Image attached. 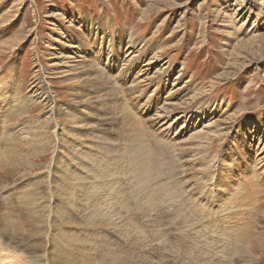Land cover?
Wrapping results in <instances>:
<instances>
[{
  "label": "rangeland",
  "instance_id": "rangeland-1",
  "mask_svg": "<svg viewBox=\"0 0 264 264\" xmlns=\"http://www.w3.org/2000/svg\"><path fill=\"white\" fill-rule=\"evenodd\" d=\"M128 40L132 41L135 44V47L141 49V54L137 56L138 59L152 57V52L156 53V55L160 57L161 60L159 63H156L152 71H154L156 68H160L163 63L166 64L163 65V68L164 70H167V77H164L162 72H159L160 74L158 75V78L163 79L160 84L165 86L166 89L164 92L159 94L158 98H162L161 95L163 97L166 96V93L171 89L170 85L176 76L181 77L182 81L179 85L180 87L184 86L186 81L188 82V85H186V91L188 93L195 92L196 90H206L205 95L201 98V102L210 103L212 101L211 106H216L214 108H209L208 106L203 108L201 106V108L205 109L207 112H205V114L200 118L199 122H196L197 127L201 124H207L210 121L215 122L213 124V127L215 128L222 120L224 115L234 113L230 120V131L225 132L219 140H215L210 146L209 150L201 153L207 158V160L212 161L213 175L218 176L219 174L224 175L225 173H228L229 171H226L228 166L231 165L232 160L237 157L244 155L243 157L249 160L252 158V156H254L253 151L255 150L257 141L262 144L264 143V0H0V84L3 86L10 85L11 88H13V98L11 96H9L11 98L8 97L10 101L22 98H24L26 101L35 100L36 96L32 93L33 91H31L30 87L32 82L43 83L42 86L40 85L39 90H48L51 98L53 99L51 105L36 104L34 112L31 113L29 117H26L24 120L19 122H27L26 127L29 128V134L31 136L38 134L39 137L37 144L42 145L45 148L46 158L42 159L41 161L34 160V164L32 163V165L35 167L36 163V168L33 169L35 171L29 173L30 170L28 169L21 170L19 173V175H23L21 177H19L17 174L15 175L17 171L14 173L13 171L0 173V181L5 182L4 184H0V230H2L0 232V239L4 237L3 240L6 243V245L3 244L2 246L3 251H0V264H45L46 262V264H70L71 258L75 257L77 253H87V251L89 252L91 249L92 250L89 253L97 257L99 254H110L111 256L118 255L119 257L130 256L132 254L133 259L131 264H264V241L261 240L259 242L261 244L257 243L258 245L253 244L259 238L257 237V239H255L256 231L259 233L261 231L264 236V218H261V215L264 213V191L262 188L257 189L259 193L256 191L255 193L253 192L252 195H246V193L245 195L241 194L244 197L246 196V198L244 199L242 196H240V204H238L237 207L228 206V209H225L226 212L224 209H222L224 213L222 210L221 212H218L219 208L216 207L218 203H214L212 205L207 201H201V204L207 202L208 206L212 208L215 218L218 215L220 216L222 213H226V215L227 213H230L234 216V222H236L239 226L232 227V225L229 223L231 232L234 233V236L230 239L231 242L229 243L222 235L217 233V229L213 226L212 221L209 220L210 216L203 218L205 223L208 222V224H211L209 225L212 231V234L210 235L206 233H195L198 230H192L190 235L186 234L187 236H178L176 232L169 230L168 226L166 225V213L164 212L167 208L164 205H162L163 208L161 206V202L164 201V199L161 200V198H164V194L167 190L166 183L168 181V172H171L170 175L175 181H180L179 183L182 188L188 187V189H190L194 182L193 173L195 170H193L194 172L192 173V171L187 168V172L183 171L182 173L181 170H178L180 169V166L177 163L180 162V164H182V160L184 159L186 161V165L194 167V165H192L194 162H196V164H203V159L191 162V157L196 156L194 154L197 152L190 149V146H192L194 142H187L185 144L187 149L184 150L180 157L179 153L176 152L177 150H172L173 148H171L170 144H168L166 141L167 137L165 138V135L162 136V134L159 133L160 130L158 129V125L152 122L151 119H148L152 116L154 110H156V106L159 104L155 101L153 104H151V106H149L150 108L148 107L149 109H147V106L152 100L148 97L152 93V88H150L149 91L144 94V98L142 96L137 102L136 99L131 100L129 98L126 90H128L129 83L138 68L132 71L129 66L123 67L121 65L123 63L121 60L125 52L124 49ZM12 44H14V46ZM99 45L102 47L112 46V49L118 57L117 59L113 60L115 61V64L112 68L109 67L108 62L106 67L108 71L105 72L102 69L105 68V65L108 61L107 56L104 54L97 60L94 58L95 55H97ZM74 46L78 47L73 48ZM66 55H71L73 58L75 57L74 60H70L71 64L76 62L82 64L90 62L94 63V65L96 64V69L98 71H103L101 75L105 87L91 85L95 88H90L89 85L84 82V78L80 77V74L76 76L72 73V75L66 74V72L64 73V64L69 62L64 58L67 57ZM143 62L144 61L141 63ZM52 63H54L53 66H51ZM59 64L62 65L63 68ZM75 69L76 70L74 73L80 72L79 68L77 69L76 67ZM115 74H122V77H126L124 80V85L119 83V92L122 93L120 100L121 103L125 105V108H127V110L131 113L132 119H134L135 123L138 125V127H140L139 129L137 125H135L137 128L134 126L136 130L134 131L133 139H136V142L140 141L139 144L141 146L135 141H132L133 144L127 143L128 139L124 141L127 143V146L128 144L134 146L129 147L128 152H130V150L133 148V150L130 152V155L133 153V156H136L135 159H137V154H140L139 156H142L141 160L144 162V165H147L145 170L147 172L146 177L147 180H149V178L151 179L149 182L147 181L144 189L143 186H140L141 188H139V185L134 186L138 188L133 189L134 187L129 185L131 182L130 174L134 175L133 162L135 161H132V159H135L132 155H129L130 159L129 157L124 158L121 156L123 154L119 150L120 148H123L122 146H118L123 142V138L121 137L122 134L120 132L121 124L120 122H115V117L116 114L119 115L120 109L114 106L111 107L110 102L113 100L114 94L112 90L108 88V81L112 80V77H114ZM74 77L76 78L75 82L72 80ZM177 81L178 80L175 82ZM137 93L138 91H132L131 95L134 96L137 95ZM178 99L179 98H175L174 101L180 103L182 100ZM131 110L133 112H131ZM238 110L239 112H237ZM235 113L238 114L234 118ZM174 117L175 114H172L171 119ZM3 122L4 119L2 116L0 118V130L2 127L5 130L8 128L12 129L17 124H19L16 121L15 123L12 122L10 123L11 125L9 124L6 129ZM147 124L149 126H147ZM254 126L259 128L256 136L255 134L251 133L252 128H255ZM142 128H144L146 132L144 129L142 130ZM113 131L118 134H115ZM174 131L175 130H172L173 133ZM189 131L190 130H188V134H185L182 139H187L188 135L191 133ZM139 132L141 134H139ZM142 132H144V134H142ZM88 134H92V139H94V136H96V138L99 137V141L96 138L94 141L90 140L91 137H88L90 136ZM138 135H140V137ZM252 135L254 136L253 138ZM144 136H148V140L145 139V141L143 139ZM83 142L87 145V147H90L89 149L91 150L95 145H97L96 147H100L98 146L99 144L101 145V149L94 147L96 159L92 160L95 161L92 163L99 164L100 162L101 164V162H103L105 165H93L95 173H92V171L89 170H83V168H76V165L74 163H70L68 158L65 157L68 154L67 151H70L75 146H79L78 150H84L83 147L86 146L80 145ZM144 142H146V144L148 143V146ZM178 142L179 140L175 143L178 145ZM144 144L146 146H144ZM154 144H156V146ZM158 144H160L161 147ZM135 145L139 147H136ZM54 148L55 150L53 151ZM113 148H117V150ZM56 150L58 152H55ZM169 150L170 153H167ZM20 152L24 155L26 154L23 144ZM107 152H109L110 155ZM153 152L155 154H153ZM172 152H176L175 155L177 154L176 156H179L178 159L181 161L178 162V159H176L177 157ZM104 153L106 154L108 160H106V156L104 157ZM113 153H115V155H113ZM2 154L4 155L8 153L7 151L3 150ZM149 155H151V157ZM152 155H154L153 158ZM6 156H12V154ZM88 156L90 155L85 157L86 160H89V158L92 159L91 156ZM212 156L213 159H211ZM28 157H30V155ZM111 157H113V159H111ZM121 157H123L125 160H123ZM129 160L132 161V163ZM153 160H155V162L157 160V163H155ZM127 161L131 163L130 164L128 162L130 167L128 166ZM145 161H148V163H145ZM40 163H44L43 165L46 166V168ZM153 163H155L156 166ZM11 165L12 164L3 165V167L5 168L8 166L6 168H9ZM47 166L49 167L48 170ZM158 166L159 169H157ZM73 167L75 168L73 169ZM98 167L102 168V175H107L105 185H107L109 182H111L110 184L113 183L112 186L115 187L113 189L117 195L116 198L109 195H103V189H105L104 182L101 180V177L103 176L100 178L95 177L96 173H99L100 171ZM104 168H107V170ZM151 168H153L154 171H152L153 169ZM72 169L77 170L81 176H84L81 177L83 178V183L81 182V179L73 180V176L69 174V172L71 173ZM49 170H51V177L47 172ZM62 170H65L64 173ZM81 170L86 172L83 174ZM102 171L106 172L103 173ZM111 171H116V175L113 176L112 174L107 173ZM52 172H54L53 175L55 176L52 175ZM36 173L38 174L35 175ZM118 174L122 175L119 176ZM183 174H185V176ZM161 175L164 177V179ZM46 176L50 178L47 179ZM89 176L91 177L89 178ZM92 176L95 178V180L92 178ZM112 176L116 179L113 178L111 180ZM70 177H72V179ZM85 177H87L89 180ZM196 177L197 176L195 175V178ZM122 178L124 179V182ZM179 178H183V181H181ZM6 179L7 182L5 181ZM37 179L38 181H35ZM84 179L88 182L90 181V184L93 180L92 184L97 183L96 185L99 186L98 191L100 193L98 192L99 195L93 196L92 199L94 202L90 203L91 205L83 203V200L86 199H84L85 196L82 197L83 192H85L84 195L91 194V185L85 186V190L80 189V185L79 187L76 185L88 183ZM153 179L157 182H153ZM58 181L62 182L59 183ZM211 181L212 180H210V182L208 181L207 184L210 185L213 183ZM36 182L38 183L37 185ZM39 182L41 185H39ZM99 182L102 184L100 185ZM131 183L133 184L134 182ZM47 184L51 186L47 187ZM117 184L120 187L116 186ZM158 184L162 186H159ZM2 185L4 190H2ZM62 185L64 186L61 187ZM152 185L154 190L151 188ZM57 186L59 187L60 191L66 190L64 192H60ZM147 186L151 190L147 189ZM154 186L156 187V190ZM69 187L73 192H68ZM48 188L50 189L48 190ZM77 189L80 190L78 193L81 195L77 193ZM146 189L149 190V198H152L150 199V204H147L153 206L155 204L154 202H156L154 206H160L155 210L152 209L151 211L153 212H149L150 217H147L148 221L144 219L140 221V216L142 215L135 212V206L133 207V204L134 202L137 203L139 198H142L143 196L146 197V195H148ZM160 189L161 191H159ZM162 189H164V192ZM132 190H134L135 193ZM144 190L147 193L146 195L143 194ZM203 190V193L208 191L207 188H204ZM28 191L30 193H28ZM36 191H38L37 194ZM130 191L133 192L132 194L134 197L133 195H130ZM152 191L155 193V195ZM212 191L213 195L214 191H216V188H212ZM68 193L70 195H72L71 193L75 194V199L78 197L77 201H73L74 204H68V202H66V198H70ZM209 194L210 192H208L207 195ZM36 195L37 198L34 197ZM123 195H125L124 197L127 196L128 198L126 197L124 199ZM194 195L200 197V190L194 189L190 193V198H193ZM98 196L100 198H98ZM159 196L160 198H158ZM2 197L4 199L6 198V200H4ZM50 197L52 200H50ZM59 197H62L63 199H60ZM131 197L133 200H135L133 201ZM31 198L32 200L36 198L35 204V199L31 203ZM242 198L244 200H242ZM103 199H107L108 201ZM246 200H248V202ZM243 201H246V203ZM125 202H127L128 205H126ZM142 202L143 200H141V203ZM39 204L41 205L39 206ZM103 204L104 206H102V208H106L113 217L101 215V213L103 214V211L100 208V205ZM129 204H131L132 207L131 205L129 206ZM97 205L101 210L97 207ZM28 206L31 207L29 208ZM107 206L108 208L110 207V209H108ZM35 207L36 210H39L35 211ZM230 207L232 209H230ZM75 208H78V211L75 210ZM55 209L58 210L57 214L61 213L62 216L61 214L57 215L55 213L57 212ZM61 210L65 212L62 213ZM49 211L51 213L48 215L47 213H49ZM68 212L70 214H68ZM53 213H55L56 216H54ZM93 213L95 214L92 215ZM213 213L211 212V215ZM64 214L65 216H63ZM237 214H240V216ZM87 215H89L92 220ZM82 216L83 219H81ZM214 216L212 215V217ZM47 217H49V219H46ZM86 217H89L90 219L88 220ZM94 217H96V219ZM57 218L59 219V222H57ZM85 218L88 220V222L85 220ZM70 219H74L75 222L74 220L70 221ZM244 220L245 222L243 224ZM100 221H104V223H101ZM122 221L123 223H121ZM259 221L260 223H258ZM71 222L72 224H70ZM216 223L222 225L221 228L230 234L227 227L222 224V222L218 221ZM55 224L59 225L57 226ZM90 224H93L94 226ZM119 224L123 225L119 226ZM250 224H252L253 227ZM256 224L258 227L255 226ZM103 225L104 229L102 228ZM105 225L107 226L106 228ZM132 225L133 227L131 228ZM59 226L62 228L60 227L61 229L58 230ZM122 226L124 229H122ZM204 227L205 228L203 230H208L206 225ZM244 227L247 230L244 229ZM100 229L104 230L105 232L101 231ZM46 230H48V234ZM135 230L138 233H136ZM66 232H68L66 234L67 236L72 235L71 238L70 236L67 238L65 235ZM242 232L243 234H241ZM56 233L58 236H56ZM51 235L52 237H50ZM75 237H77L76 240ZM92 237L93 240L91 239ZM63 238L70 243L65 241ZM49 240L54 241V243L51 242L52 246L51 243H49ZM221 240H223V244ZM60 242L61 244H59ZM83 243L84 247H82ZM244 243L246 244V249L249 251V254L244 249ZM20 245L22 249L20 247L18 250ZM79 246L82 249L84 248V250H82ZM79 250L82 251L79 253ZM99 251L101 252L97 253ZM235 251H237L236 254L234 253ZM22 253H27V256L23 255ZM29 255L30 257L32 256V258H30ZM25 256L27 258H25ZM34 258L36 259L34 260ZM25 259H29L30 262ZM104 259V261H107L109 257ZM127 264H129V262H127Z\"/></svg>",
  "mask_w": 264,
  "mask_h": 264
},
{
  "label": "bare ground",
  "instance_id": "bare-ground-1",
  "mask_svg": "<svg viewBox=\"0 0 264 264\" xmlns=\"http://www.w3.org/2000/svg\"><path fill=\"white\" fill-rule=\"evenodd\" d=\"M13 46H14V44H12ZM73 46V45H72ZM94 46V45H93ZM115 46V45H114ZM76 47H78V46H74L73 48H76ZM72 48V47H71ZM124 55H123V58H122V66L124 67V66H129V68L132 70V71H134L135 69H137L138 68V70L136 71V73L134 74V76L132 77V80L130 81V83H129V86H128V90H126L127 91V93H128V96H129V98L132 100H134V99H136V102L139 100V98H141L142 96H143V98H144V94L145 93H147L148 91H149V89L150 88H152L153 90H152V93L148 96L149 98H151L152 100H151V103L147 106V109H149L150 107L149 106H151V104H153L155 101H156V103L158 102L159 104L156 106V110H154V113L152 114V116L150 117V118H148L149 120L151 119V121L152 122H154V123H156L157 125H158V129L160 130L159 131V133H161L162 134V136L163 135H165L164 137L166 138V141L168 142V144H170V146H171V148H173L172 150H177L176 152H178L179 153V155H180V157H181V154H183V152H184V150L185 149H187V147L185 146V144L187 143V142H194V144L192 145V146H190V149H192V150H195V151H197L194 155H196V156H192L191 157V162L193 161H195V160H199V159H203V164H199V163H197L196 164V162H194L192 165H194V167H190V166H188V165H186V161L183 159L182 160V164H180V162L179 161H181V160H179L178 158H179V156L177 157L176 155H175V153H173L177 158L176 159H178V162L179 163H177V164H179V166H180V169H178V170H181L182 171V173H183V171H185V172H187V168L190 170V171H192V173L194 172L193 170H195V172L193 173V177H194V182H193V186L191 185V188L190 189H188V187H185V188H182L181 187V185H180V181L178 182V181H175L173 178H172V176L170 175V171L168 172V178H167V190H166V192H165V194H164V198H161V200L162 199H164V201H162L161 203V206L162 205H164L167 209H165V213H166V225L168 226V228H169V230H171V231H173V232H176V234H178V236L179 235H182V236H187L186 234H188V235H190V233H191V231L193 230V231H196V230H198V231H196L195 233H206V234H212V231H211V229H210V227H209V225H211V224H208V222H206L205 223V221H204V219L203 218H205V217H207V216H210L209 218V220H211L212 221V224H213V226L217 229V233H219L220 235H222L224 238H225V240L229 243V242H231V238L234 236V233H232L231 232V227H230V225H229V223L232 225V227H235V226H239L236 222H234L235 220L233 219L234 218V216L233 215H231L230 213L228 214L227 213V215H226V213L225 214H223L224 212H223V210L222 209H224V211H225V209H228V206H233V207H237V205L238 204H240L239 202H241V198H240V196H242L244 199L246 198V196L244 197L243 195H241V194H244L245 195V193H246V195L247 194H249V195H252L253 194V192L255 193L256 191H257V189L259 188V189H263V191H264V143L262 144V143H260L259 141H257V145H256V147H255V150L253 151V154H254V156H252V158H250L249 160H247L245 157H243L244 155H242V156H240V157H237V158H235V159H233L232 160V162H231V165H229L228 166V169L226 170V171H229L228 173H225L224 175H221V174H219L218 176H216V175H213L212 174V161L211 160H207V158L206 157H204L201 153H204V152H206V150H209L210 149V146L212 145V143L215 141V140H219L220 138H221V136L225 133V132H228V131H230V129H231V126H230V120H231V118H232V116L234 115V113L233 114H228V115H224V117L222 118V120L219 122V124L214 128L213 127V124L215 123V122H208L207 124H201V125H199L198 127H197V125H196V122L198 121L199 122V120H200V118L205 114V112H207V111H205V109H202L201 108V106L203 107V108H206L207 106L209 107V108H214L216 105H214V106H211V103H212V101L210 102V103H203V102H201V98L205 95V93H206V90H201V91H199V90H196L195 92H190V93H188L187 91H186V89H187V87H186V85H188V82L186 81L185 83V85L184 86H182V87H180L179 85L181 84V77H179V76H176V77H174V80H173V82H172V84L170 85L171 87V89L169 90V91H167V93H166V96L165 97H163L162 95H161V97L162 98H158L159 97V94H161L162 92H164L165 91V89H166V87L165 86H162L160 83L163 81V79L162 78H158L159 76V72H162V75H164V77H167V70H164V66L163 65H166V64H162L161 66H160V68H156L154 71H152L153 70V68L155 67V65H156V63H159V61L161 60L160 59V57L158 56V55H156V53H153L152 52V57H149V58H147V57H144V58H142V59H138V55L139 54H141V49H139L138 47H135V44L132 42V41H127L126 42V47H125V49H124ZM106 55L107 56V63H106V65H105V68L104 69H102L104 72L105 71H108V69H106V67H107V64H108V62H109V67H113L114 66V64H115V61H113L114 59H117L118 57H117V54L114 52V50L112 49V46H105V47H102L101 45H99L98 46V51H97V55H95V59L97 60V59H99L102 55ZM158 54V53H157ZM67 57H64L65 59H67L69 62H66L65 64H64V67H65V69H64V73L66 72V74H74V75H78V74H80V77H82V78H84L83 80H84V82L85 83H87V85H89V87L90 88H95V87H92L91 85H95V86H97V87H105L104 86V81H103V79H102V72L103 71H98L97 69H96V64L94 65V63H90V62H88V63H86V64H82V63H73V64H71V61L70 60H74L75 59V57L73 58V56H71V55H66ZM112 59V60H111ZM142 61H144L143 63H141ZM63 62H65V61H63ZM74 62V61H73ZM58 64V63H57ZM54 65V63H52V65L51 66H53ZM60 65V64H59ZM93 65H94V67H93ZM61 67H62V65H60ZM67 66H69V67H67ZM77 67V69L79 68V70H80V72L79 73H74L75 72V68ZM63 68V67H62ZM68 69V70H67ZM61 70V69H60ZM63 70V69H62ZM40 72V71H39ZM71 74V75H72ZM81 75H83V76H81ZM122 75V74H121ZM120 74H115L114 75V77H112V80H109L108 81V84H109V87L108 88H110L111 90H112V92H113V94H114V98H113V100L110 102V105H111V107L112 106H114V107H118L119 109H120V111H119V115L118 114H116V117H115V122L117 123V122H120V126H121V128H120V132H121V134H122V138H123V142L122 143H120L118 146H122L123 148L121 149H119L120 151H121V153L123 154V155H121V156H123L124 158H126V157H129V155H130V152L133 150V148H132V150H130V152H128L129 151V147L131 146H133V145H129L128 144V146H127V143H131V144H133V142L132 141H135L136 142V139H133V135H134V131L136 130L135 128H134V126L135 125H137L136 123H135V121H134V119H132V116H131V113L127 110V108H125V105H123L122 103H121V97H122V93H120L119 91V88H120V85H119V83H121L122 85H124V80L126 79V77H122ZM179 78V79H178ZM75 77L74 78H72V80H74V82H75ZM158 79V80H157ZM176 80H178L177 82H175ZM91 81V82H90ZM156 81V82H155ZM90 82V83H89ZM36 82H32L31 83V91H33L32 93L33 94H35V96H36V98H35V100H33V101H26L24 98H22V99H18V100H9V98H11L12 97V95H13V88H11V86L10 85H7V86H3V85H1L0 84V118L3 116V119H4V122H3V124H4V126L6 127V129H7V126L10 124V123H12V122H14L15 123V121L17 122V123H19V122H21L22 120H24L26 117H29V115L31 114V113H33L34 112V109L36 108V104H39V105H41V104H43V105H51L52 104V98H51V96H50V93L48 92V90L47 91H40L39 89H40V85L42 86V84L43 83H40V82H37L36 84H35ZM86 85V86H87ZM96 87V88H97ZM126 89V88H125ZM132 91H138V93H137V95H134V96H132L131 94H132ZM30 92V91H29ZM123 92V91H122ZM126 93V92H125ZM126 93V94H127ZM156 95H158V96H156ZM6 96H7V98H6ZM9 96H11V97H9ZM124 96H125V94H124ZM123 96V97H124ZM154 96H156V97H154ZM9 97V98H8ZM13 98V97H12ZM164 98V99H163ZM175 98H179L178 100H182L180 103H177V102H175L174 100H175ZM123 99V98H122ZM125 99V98H124ZM163 99V100H162ZM124 101V100H123ZM44 102V103H43ZM135 102V103H136ZM128 103V102H127ZM42 105V106H43ZM130 106V105H129ZM127 107V106H126ZM149 107V108H148ZM129 109V108H128ZM145 109V108H144ZM147 109H145V110H147ZM7 110V111H6ZM239 110H241V109H239ZM239 110L237 111V112H239ZM131 112H133L132 110H131ZM172 114H175V117L173 118V119H171V115ZM237 114L238 113H235V116H234V118L237 116ZM109 115H110V113H109ZM221 116V115H220ZM140 118V117H139ZM110 119H112V118H110ZM109 119V120H110ZM143 119V118H142ZM148 119H147V121H148ZM108 120V119H107ZM107 120H106V122H107ZM27 121V120H26ZM112 121V120H111ZM139 121V120H138ZM138 121H137V123H138ZM143 121V120H142ZM150 122V121H149ZM26 123L27 122H25V123H19V124H17L14 128H12V129H7V130H5L3 127H2V129L0 130V173H5V172H9V171H13V173L15 172V171H17L16 173H15V175L17 174V175H19V173L21 172V170H24V169H28V170H30V172L29 173H32V171L34 172L35 170H33V169H35L36 168V163H35V167L32 165V163H33V161L34 160H37V161H41L42 159H44V158H46V150H45V148L42 146V145H38L37 144V142H38V134H34L33 136H31L30 134H29V128H27L26 127ZM111 123V122H110ZM114 123V122H113ZM141 123H144V122H141ZM151 124V123H150ZM178 124H180V125H178ZM11 125V124H10ZM105 125V124H104ZM110 125V124H109ZM114 125V124H113ZM116 125V124H115ZM144 125V124H143ZM146 125V124H145ZM147 126H149L148 124H147ZM113 127V126H112ZM136 127V126H135ZM137 127H138V125H137ZM136 127V128H137ZM143 127V126H142ZM255 128H252V130H251V133H253V134H255V136L257 135V133H258V127H256V126H254ZM114 128V127H113ZM139 129H140V127H138ZM144 128H145V126H144ZM144 128H142V130L144 129ZM148 128V127H147ZM157 128V127H156ZM174 128V129H173ZM102 129V128H101ZM104 129V128H103ZM112 129V128H111ZM93 130V129H92ZM91 130V131H92ZM116 130V129H115ZM118 130V129H117ZM145 130V129H144ZM148 130V129H147ZM150 130V129H149ZM172 130H175L174 131V133L172 132ZM188 130H190L189 132H191L189 135H188V137H187V139H182L183 137H184V135L185 134H188ZM90 131V132H91ZM94 131V130H93ZM105 131V130H104ZM139 131H141V130H139ZM155 131V130H154ZM153 131V132H154ZM114 132V131H113ZM119 132V131H118ZM145 132H146V130H145ZM147 132H149V131H147ZM115 133V132H114ZM138 133V132H137ZM99 134V133H98ZM115 134H118V133H115ZM139 134H141L140 132H139ZM142 134H144V132H142ZM153 134V133H152ZM88 135H90V134H88ZM118 136V135H117ZM137 136V135H136ZM139 137H140V135H138ZM143 136V135H142ZM142 136H141V138H142ZM88 137H91V139L90 140H93L94 141V139L96 138V136H94V139H92V134L90 135V136H88ZM101 137V136H100ZM148 137V136H147ZM147 137L146 136H144V140L145 139H147ZM254 136L252 135V138H253ZM106 138V137H105ZM111 138V137H110ZM140 138V139H141ZM97 140L99 139V137L98 138H96ZM95 139V140H96ZM103 139V138H102ZM126 139H128V142L126 143L124 140H126ZM131 141H130V140ZM159 139V138H158ZM148 140V139H147ZM179 140V142H178V145L175 143V142H177ZM86 141H89V140H86ZM93 141H92V144H93ZM99 141V140H98ZM102 141V140H101ZM121 141V140H120ZM146 141V140H145ZM91 142V141H90ZM110 142V141H109ZM140 142V141H139ZM139 142H136V143H138L139 144ZM143 142V141H142ZM153 142H154V140H153ZM160 142V141H159ZM89 143V142H88ZM98 143V142H97ZM96 143V144H97ZM101 143V142H100ZM110 143H112V142H110ZM118 143V142H117ZM145 144H146V142H144ZM150 143V142H149ZM155 143V142H154ZM22 144H23V147H24V150L26 151V154L24 155V154H22L21 152H20V149H22ZM104 144V143H103ZM106 144H108V143H106ZM116 144V143H115ZM144 144V146H148V143L145 145ZM166 144V143H165ZM80 145H83V146H86V147H83V149L84 150H78L79 148V146H75L73 149H71L70 151H67V153L66 152H64V153H66L67 154V156H65L66 158H68V160H69V162L70 163H74L75 165H76V168H78V169H81V168H83V170H89V171H92V173L94 172L95 173V169H94V166L93 165H97V164H95V163H92V162H95V161H92V160H95L96 158V154H95V149H94V147H96L97 145H95L94 147H93V149L91 150V149H89L90 147H87V145L86 144H84V142L82 143V144H80ZM91 145V144H90ZM89 145V146H90ZM109 145V144H108ZM124 145V146H123ZM126 145V146H125ZM140 145V144H139ZM155 146H156V144H154ZM158 145H160V144H158ZM157 145V146H158ZM98 146H100L101 147V145L99 144ZM136 146V145H135ZM141 146V145H140ZM100 147H96V148H100ZM107 147V146H106ZM134 147V146H133ZM136 147H139V146H136ZM160 147H161V145H160ZM163 147V146H162ZM81 148V147H80ZM146 148H148V147H146ZM101 149V148H100ZM113 149H116L117 150V148H113ZM135 149H137V148H135ZM139 149V148H138ZM142 149V148H141ZM170 149V148H169ZM3 150L4 151H7V153L8 154H2L3 153ZM55 150V148L53 149V151ZM97 150V149H96ZM107 150H108V148H107ZM143 150V149H142ZM158 150V149H157ZM165 150V149H164ZM171 150V151H172ZM102 151V150H101ZM138 151V150H137ZM147 151V150H146ZM145 151V152H146ZM10 152H12V153H10ZM55 152H58L57 150L55 151ZM55 152H54V154H55ZM114 152V151H113ZM134 152V151H133ZM149 152V151H148ZM158 152V151H157ZM160 152V151H159ZM163 152V151H162ZM97 153V152H96ZM101 153V152H100ZM100 153H99V156H100ZM103 153V152H102ZM106 153V152H105ZM104 153V157L106 156V154ZM107 153H109V152H107ZM142 153V152H141ZM164 153V152H163ZM167 153H170V150H169V152L167 151ZM9 154H12V156H6V155H9ZM112 154V153H111ZM135 154H136V152H135ZM145 154V153H144ZM153 154H155L154 152H153ZM159 154V153H158ZM30 155V157H28ZM52 155V154H51ZM87 155H90L91 157H92V159L91 158H89V160H86V156ZM109 155H110V153H109ZM113 155H115V153H113ZM132 156H133V153L131 154ZM130 155V156H131ZM140 155V154H139ZM138 154H137V159H135L136 158V156H133V158L135 159V160H133L132 159V161H135V162H133V168H134V175H132V174H130L131 175V182H134L132 185L129 183V185L130 186H137V185H139V188H141L142 186H143V189L145 188V185H146V183H147V181L149 182V180L151 179V178H149V180H147V175H146V166L147 165H144V162L141 160V157L139 156ZM142 155H143V153H142ZM146 155V154H145ZM161 155V154H160ZM167 155V154H166ZM215 155V154H214ZM213 155V156H214ZM3 156V157H2ZM90 156H88V157H90ZM150 157H151V155H149ZM153 156L154 155H152V158H153ZM213 156H212V158L211 159H213ZM28 157V158H27ZM108 157H110V156H108ZM123 157H121L122 159H123ZM147 157V156H146ZM158 158H160L159 156H157ZM156 157V158H157ZM183 157V156H182ZM116 158V157H115ZM114 158V159H115ZM121 158H120V161H121ZM132 158V157H131ZM156 158H154V159H156ZM168 158V157H167ZM172 158H173V156H172ZM171 158V159H172ZM88 159V158H87ZM111 159H113V157H111ZM129 159H130V157H129ZM147 159V158H146ZM145 159V160H146ZM64 160V159H63ZM101 160V159H100ZM100 160H98V161H100ZM106 160H108V158H107V156H106ZM110 160V159H109ZM123 160H125V159H123ZM143 160H144V158H143ZM164 160H165V158H164ZM239 160V161H238ZM115 161V160H114ZM130 161V160H129ZM129 161H127V164H128V162ZM132 161H130L131 163H132ZM154 162H155V160H153ZM167 161V160H166ZM170 161V160H169ZM238 161V162H237ZM23 162V163H22ZM62 162V161H61ZM87 162V163H86ZM116 162H119V161H116ZM129 162V163H130ZM148 163V161H145V163ZM164 162V161H163ZM162 162V163H163ZM119 163H121V162H119ZM130 163V164H131ZM155 163H157V160H156V162ZM155 163H153V164H155ZM159 163V162H158ZM165 163V162H164ZM9 164H12L9 168H6V167H8V166H6L5 168L3 167V165H9ZM34 164V163H33ZM41 164V163H40ZM44 164V163H43ZM43 164H41V165H43ZM99 164H100V162H99ZM98 164V165H99ZM101 164H103V162H101ZM100 164V165H101ZM115 164V163H114ZM126 164V163H125ZM130 164H128V166L130 167ZM58 165V164H57ZM62 165V164H61ZM68 165V164H67ZM97 165V166H98ZM99 165V166H100ZM103 165H105V164H103ZM108 165V164H107ZM119 165V164H118ZM131 165V166H132ZM151 165V164H150ZM157 165H159V164H157ZM162 165V164H161ZM164 165V164H163ZM170 165H172V164H170ZM174 165V164H173ZM39 166V165H38ZM44 166V165H43ZM49 166V165H48ZM47 166V170H48V167ZM111 166V165H110ZM127 166V165H126ZM152 166H154V165H152ZM152 166H150V167H152ZM155 166H156V164H155ZM165 166V165H164ZM40 167V166H39ZM45 168H46V166H44ZM58 167V166H57ZM60 167V166H59ZM103 167V166H102ZM105 167V166H104ZM119 167H121V166H119ZM128 167V168H129ZM171 167V166H170ZM169 167V168H170ZM176 167V166H175ZM174 167V168H175ZM38 168V167H37ZM44 168V169H45ZM67 168V167H66ZM75 167H73V169H74ZM96 168V167H95ZM99 168V167H98ZM121 168H123V167H121ZM156 168V167H155ZM164 168V167H163ZM162 168V169H163ZM168 168V167H167ZM179 168V167H178ZM20 169V170H19ZM40 169V168H39ZM65 169V168H64ZM72 169V171H71V173L69 172V174H71L72 176H73V180H75V179H81V182H82V179L83 178H81V177H84V176H81V174L77 171V170H73ZM97 169V168H96ZM100 169V171H99V173H96V175H95V177H101V176H103V177H101V180H102V182H104V185H105V181L107 180V175L105 174V175H102V173H101V170H102V168L100 167L99 168ZM104 169H106L107 170V168H104ZM103 169V170H104ZM151 169H153V168H151ZM150 169V170H151ZM157 169H159V166H158V168ZM156 169V170H157ZM165 169V168H164ZM46 170V169H45ZM68 170V169H67ZM83 170H81L82 172H83ZM98 170V169H97ZM96 170V171H97ZM155 170V171H156ZM161 170V169H160ZM174 170H177V169H174ZM41 171H42V169H41ZM50 171L51 170H49V171H47L48 172V174H50ZM63 171V170H62ZM65 171V170H64ZM64 171H63V173H64ZM80 171V172H81ZM110 171V170H109ZM148 171V170H147ZM152 171H154V169L152 170ZM159 171V170H158ZM86 172V171H85ZM85 172H83V174L85 173ZM103 172V171H102ZM106 171H104L103 173H105ZM124 172H125V169H124ZM126 172H127V170H126ZM178 172V171H177ZM12 173V174H13ZM42 173V172H41ZM53 173L54 172H52V175H53ZM63 173H62V175H63ZM107 173H109V174H112L113 176L114 175H116V171H111V172H107ZM131 173V172H130ZM152 173V172H151ZM155 173V172H154ZM158 173V172H157ZM161 173V172H160ZM163 173V172H162ZM176 173V172H175ZM192 173H191V175H192ZM11 174V173H10ZM38 173H36L35 175H37ZM61 174V173H60ZM159 174V173H158ZM174 174V173H173ZM179 174H181V173H179ZM186 174V173H185ZM185 174H183L184 176H185ZM188 174V173H187ZM33 175V174H32ZM67 175V174H66ZM88 175V174H87ZM97 175H99V176H97ZM119 175V174H118ZM120 175H122V174H120ZM119 175V176H120ZM130 175H129V177H130ZM149 175V174H148ZM162 175H164V174H162ZM161 175V176H162ZM174 175H176V174H174ZM195 175L197 176L196 178H195ZM21 176H23V175H19V177H21ZM41 176V175H40ZM53 176H55V175H53ZM56 176H58V175H56ZM64 176V175H63ZM69 176V175H68ZM108 176H110V175H108ZM112 176V178H111V180L114 178V179H116L115 177H113ZM124 176V175H123ZM123 176H121V177H123ZM182 176V175H181ZM212 176H213V178H212ZM31 177V176H30ZM47 177V179L48 178H50L51 177V174H50V177H48V176H46ZM91 176H89V178H90ZM163 177V176H162ZM174 177V176H173ZM179 177V176H178ZM26 178V177H25ZM33 178V177H32ZM38 178V177H37ZM58 178H60V177H58ZM62 178V177H61ZM69 178V177H68ZM71 179H72V177H70ZM85 178H87V177H85ZM92 178H93V176H92ZM125 178V177H124ZM152 178H154V177H152ZM157 178V177H156ZM176 178V177H175ZM184 178V177H183ZM182 178V179H183ZM191 178H192V176H191ZM28 179V178H27ZM64 179V178H63ZM88 179V178H87ZM94 180H95V178H93ZM119 179H120V177H119ZM119 179H117V180H119ZM123 179V178H122ZM159 179V178H158ZM157 179V180H158ZM163 179H164V177H163ZM178 179V178H177ZM180 179V178H179ZM182 179H180L181 181H183ZM187 179V178H186ZM262 179V180H261ZM24 180V179H23ZM22 180V181H23ZM85 180V179H84ZM83 180V181H84ZM89 180V179H88ZM134 180V181H133ZM192 180V179H191ZM210 180H212L211 182H213V183H211L210 185H208L207 184V182L209 181L210 182ZM6 182H7V179L5 180ZM19 181V180H18ZM35 181H38V179L37 180H35ZM42 181V180H41ZM66 181V180H65ZM71 181V180H70ZM78 181V180H77ZM85 181H87V180H85ZM84 181V182H85ZM93 181V180H92ZM92 181H91V184L88 182V183H85V184H76V185H78V187H79V185H80V189H84V187L85 186H87V185H91V189L92 190H90L91 191V194H88V195H84V193L85 192H83V196L82 197H84L85 196V198L84 199H86V200H83L84 202L83 203H85V204H89V205H91L90 203H92V202H94L93 201V196H97V195H99L98 194V187L99 186H97L96 184H92ZM98 181V180H97ZM96 181V182H97ZM166 181V180H165ZM185 181H187V180H185ZM51 182V181H50ZM59 183L60 182H62V181H58ZM58 182H56V183H58ZM64 182V181H63ZM116 182V181H115ZM123 182H124V179H123ZM153 182H157V181H154V179H153ZM5 182L4 181H0V184H4ZM34 183V182H33ZM72 183V182H71ZM79 183H80V181H79ZM83 183V182H82ZM94 183V182H93ZM100 183V185L102 184L101 182H99ZM111 182H109V183H107V185H105V189H103V191H104V193L103 192H101V193H103V195H109V196H112V197H117V195H116V193L114 192V189L113 188H115V187H113L112 186V184H110ZM145 183V184H144ZM159 183V182H158ZM190 183V182H189ZM38 183L36 182V185H37ZM46 184V183H45ZM127 184V183H126ZM153 184V183H152ZM8 185V184H7ZM39 185H41L40 184V182H39ZM39 185H38V187H39ZM43 185V184H42ZM48 185V184H47ZM53 185V184H52ZM61 185V184H60ZM64 185H65V183H64ZM64 185H62L61 187H63ZM104 185H102V186H104ZM159 185V184H158ZM164 185V184H163ZM183 185H185V184H183ZM262 185V186H261ZM32 186H33V184H32ZM51 186V185H50ZM49 185L47 186V187H50ZM66 186H69V185H66ZM116 186H118V184L116 185ZM123 186V185H122ZM141 186V187H140ZM149 186V185H148ZM148 186H147V189H149L148 188ZM159 186H162V185H159ZM41 187V186H40ZM46 187V188H47ZM54 187V186H53ZM52 187V188H53ZM58 187V186H57ZM60 187V188H61ZM71 187V186H70ZM68 188L67 190H68V192H70V191H72L71 190V188ZM118 187H120V186H118ZM132 187V188H133ZM155 187V186H154ZM208 187H209V189H208ZM33 188V187H32ZM31 188V189H32ZM77 188V187H76ZM135 188H138V187H134L133 189H135ZM151 188H153V185L151 186ZM159 188V187H158ZM164 188V187H163ZM204 188H207V190L208 191H206L205 193H203V189ZM212 188H216V191H214V194L212 195ZM6 189V188H5ZM33 189H35V188H33ZM39 189V188H38ZM50 188H48V190H49ZM58 189H59V187H58ZM74 189V188H73ZM100 189V188H99ZM128 189H130V188H128ZM146 189V190H147ZM194 189H198V190H200V197H198V196H196V195H194V197L193 198H190V193L194 190ZM2 190H4V188H3V185H2ZM66 190V189H65ZM65 190H63V191H60V189H59V191L60 192H64ZM85 190V189H84ZM117 190H120V189H117ZM124 190V189H123ZM140 190V189H139ZM149 190H151V189H149ZM149 190H147V192L149 191ZM153 190H154V188H153ZM155 190H156V187H155ZM163 190V192H164V189H162ZM24 191V190H23ZM26 191V190H25ZM40 191V190H39ZM52 191V190H51ZM74 191H76V190H74ZM78 191H80L79 189H77V193H78ZM132 191H134V190H132ZM137 191V190H136ZM159 191H161V189L159 190ZM260 191H262V190H260ZM1 192V191H0ZM4 192V191H3ZM21 192V191H20ZM37 192L38 191H36V194H37ZM53 192V191H52ZM52 192H51V195H52ZM73 192V191H72ZM82 192V191H81ZM87 192V191H86ZM131 192V191H130ZM130 192H128V193H130ZM137 192H139V191H137ZM145 192V190L143 191V194H147L146 192ZM153 192V191H152ZM198 192V191H197ZM208 192H210V194L209 195H207L208 194ZM258 192V191H257ZM21 193H23V192H21ZM28 193H30L29 191H28ZM56 193V192H55ZM66 193V192H65ZM88 193V192H87ZM86 193V194H87ZM100 193V192H99ZM133 192H131V194L130 195H133L132 194ZM134 193H135V191H134ZM140 193H141V191H140ZM259 193V192H258ZM23 194H25V193H23ZM59 194V193H58ZM72 195H70L69 193H68V195H70V198L68 199V198H66V202H68V204L69 203H71V204H74L73 203V201H77V198L75 199L74 198V195L75 194H73V193H71ZM79 194V193H78ZM153 194L155 195V193L153 192ZM153 194H152V196H153ZM194 194V193H193ZM195 194H196V192H195ZM257 194V193H256ZM255 194V195H256ZM262 194V193H261ZM18 195V194H17ZM26 195V194H25ZM49 195V194H48ZM60 195V194H59ZM77 195V194H76ZM79 195H81V194H79ZM128 195V194H127ZM129 195V196H130ZM141 195V194H140ZM162 195H163V193H162ZM259 195V194H258ZM19 196H21V195H19ZM18 196V197H19ZM27 196H28V194H27ZM67 196V195H66ZM125 195H123V198L125 199L126 197H124ZM136 196V195H135ZM137 196H138V194H137ZM148 196V197H147ZM152 196H150V197H152ZM4 197V196H3ZM2 197V198H3ZM6 197V196H5ZM25 197V196H24ZM33 197V196H32ZM34 197H36L37 198V195L36 196H34ZM49 197V196H48ZM52 197V196H51ZM50 197V200H52V198ZM64 197V196H63ZM121 197V196H120ZM133 197H134V195H133ZM141 197H142V195H141ZM157 197V196H156ZM258 197V196H257ZM27 198V197H26ZM36 198H34L33 200L35 201L34 202V204L36 203ZM38 198H40V197H38ZM60 199H63L62 197H59ZM65 198V197H64ZM95 198V197H94ZM98 198H100L99 196H98ZM128 198V197H127ZM138 198V197H137ZM153 198H154V196H153ZM158 198H160V196L158 197ZM242 198V200H244ZM259 198V197H258ZM4 199V198H3ZM8 199V198H7ZM90 199V200H89ZM122 199V198H121ZM131 199H132V197H131ZM150 199H152V198H149V192H148V195H146V197L145 196H143L142 198H139L138 200H137V203H135L134 202V204H133V207L135 206V212L137 213V214H140V215H142V216H140L141 217V219H140V221L141 220H146V221H148V218L147 217H150L149 215V212H153V211H151L152 209H156V208H158L159 206H154L155 204H156V202H154V200H153V202L155 203H153L154 205L153 206H150V205H148L147 203H149L150 204ZM248 199V198H247ZM4 200H6V198L4 199ZM23 200V199H22ZM27 200H29V199H27ZM32 198H31V203H32ZM40 200V199H39ZM49 200V199H48ZM56 200V199H55ZM65 200V199H64ZM102 200V199H101ZM103 200H107V199H103ZM128 200V199H127ZM133 200V199H132ZM135 200V199H134ZM133 200V201H134ZM141 200H143V202L141 203ZM161 200H159V201H161ZM207 201L208 203H210V204H214V203H218V205H216V207H218L219 208V211L218 210H216V211H218V212H221V210H222V214H220V216L218 215V216H216V218H215V214L213 213V210H212V208L210 207V206H208V204H207V202H205L204 204H201V201ZM257 200V199H256ZM20 201H21V199H20ZM43 201V200H42ZM82 201V200H81ZM100 201V200H99ZM108 201V200H107ZM115 201V200H114ZM247 202H248V200H246ZM246 201H243V202H245L246 203ZM6 202V201H5ZM22 202V201H21ZM46 202V201H45ZM80 202V201H79ZM97 202V201H96ZM106 202V201H105ZM104 202V203H105ZM242 202V203H243ZM29 203V202H28ZM38 203V202H37ZM51 203V202H50ZM59 203V202H58ZM103 203V202H102ZM109 203V202H108ZM114 203V202H113ZM112 203V204H113ZM126 203V205H128L127 204V202H125ZM131 203H132V201H131ZM6 204V203H5ZM24 204V203H23ZM25 204H26V202H25ZM79 204H81V203H79ZM106 204H107V202H106ZM244 204V203H243ZM32 205V204H31ZM41 204H39V206H40ZM44 205H46V204H44ZM58 205V204H57ZM82 205V204H81ZM80 205V206H81ZM131 204H129V206H130ZM258 205V204H257ZM27 206V205H26ZM34 206V205H33ZM32 206V207H33ZM39 206H37V207H39ZM55 206V205H54ZM59 206V205H58ZM61 206V205H60ZM73 206H75V205H73ZM82 206H84V205H82ZM96 206V205H95ZM101 207V209H102V211H103V214L101 213V215H105V216H112V215H110V213H109V211L106 209V208H102V206H104V204L103 205H100ZM109 206V205H108ZM108 206H107V208H108ZM119 206V205H118ZM150 206V207H149ZM29 208L31 207V206H28ZM44 207H46V206H44ZM49 207V206H48ZM90 207H94V206H90ZM97 207H98V205H97ZM106 207V206H105ZM116 207V206H115ZM114 207V208H115ZM127 207V206H126ZM131 207H132V205H131ZM246 207H247V205H246ZM261 207V206H260ZM47 208V207H46ZM53 208V207H52ZM73 208V207H72ZM88 208V207H87ZM96 208V207H95ZM99 208V207H98ZM99 208V209H100ZM130 208V207H129ZM150 208V209H149ZM161 208V207H160ZM162 208H163V206H162ZM241 208V207H240ZM34 209V208H33ZM78 208H75V210H77ZM82 209V208H81ZM84 209V208H83ZM98 209V210H99ZM100 209V210H101ZM108 209H110V207L108 208ZM132 209V208H131ZM230 209H232L231 207H230ZM37 210H39V209H37ZM36 210V207H35V211H37ZM56 210V209H55ZM58 210L60 211V209L58 208ZM58 210H56L57 212H55L56 214L58 213ZM73 210V209H72ZM71 210V211H72ZM80 210V209H79ZM92 210H93V208H92ZM98 210H97V212H98ZM133 210V209H132ZM241 210V209H240ZM248 210V209H247ZM31 211V210H30ZM62 211V210H61ZM78 211V210H77ZM84 211H85V209H84ZM234 211V210H233ZM249 211V210H248ZM41 212V211H40ZM53 212V211H52ZM63 212H65V211H62V213ZM75 212V211H74ZM87 212V211H86ZM85 212V213H86ZM93 212H94V210H93ZM96 212V211H95ZM96 212V213H97ZM105 212H106V214H105ZM122 212V211H121ZM148 212V213H147ZM211 212L213 213L212 215L214 216V217H212V215H211ZM226 212V211H225ZM34 213V212H33ZM32 213V214H33ZM37 213V212H36ZM47 213V212H46ZM51 212L49 211V213H47L48 215L50 214ZM55 213H53L54 214V216H56L55 215ZM72 213V212H71ZM78 213V212H77ZM147 213V214H146ZM263 213V212H262ZM61 214V213H60ZM60 214H57V215H60ZM67 214V213H66ZM68 214H70L69 212H68ZM76 214V213H75ZM84 214V213H83ZM83 214H81V215H83ZM91 214V213H90ZM95 213H93L92 215H94ZM114 214V213H113ZM218 214V213H217ZM241 214V213H240ZM240 214H237V215H239L240 216ZM242 214H243V211H242ZM247 214V213H246ZM250 214V213H249ZM44 215V214H43ZM85 215V214H84ZM152 215V214H151ZM159 215V214H158ZM245 215V214H244ZM31 216H34V215H31ZM36 216V215H35ZM51 216V215H50ZM53 216V217H54ZM61 216H62V214H61ZM60 216V217H61ZM63 216H65V214L63 215ZM68 216V215H67ZM87 216H89V215H87ZM96 216V215H95ZM125 216H126V214H125ZM162 216V215H161ZM243 216V215H242ZM255 216V215H254ZM40 217V216H39ZM69 217H71V216H69ZM90 217V216H89ZM89 217H86L88 220L91 218H89ZM100 217V216H99ZM113 217V216H112ZM127 217V216H126ZM244 217V216H243ZM51 218V217H50ZM65 218H67V217H65ZM79 218H80V216H79ZM85 218V220H87ZM95 219H96V217H94ZM102 218V217H101ZM116 218V217H115ZM114 218V219H115ZM132 218V217H131ZM237 218H238V216H237ZM261 218H264V213L261 215ZM261 218H259V219H261ZM30 219V218H29ZM33 219V218H32ZM37 219V218H36ZM46 219H49V217H47ZM58 219V218H57ZM61 219V218H60ZM63 219V218H62ZM75 219H77V218H75ZM81 219H83V216H82V218ZM80 219V220H81ZM98 219V218H97ZM105 219V218H104ZM109 219V218H108ZM117 219V218H116ZM123 219V218H122ZM235 219H236V217H235ZM239 219V218H238ZM242 219V218H241ZM64 220H66V219H64ZM72 220H74V219H72ZM71 219H70V221H72ZM88 220H87V222H88ZM91 220H92V218H91ZM103 220V219H102ZM106 220V219H105ZM119 220H121V219H119ZM29 221V220H28ZM49 221V220H48ZM50 221H51V219H50ZM69 221V220H68ZM78 221V220H77ZM81 221H83V220H81ZM96 221V220H95ZM164 221H165V219H164ZM222 222V224H224L226 227H227V229H228V231L230 232V234H228L227 232H225L222 228H221V226L222 225H219V224H217L216 222ZM36 222V221H35ZM53 222H54V220H53ZM57 222H59V219H58V221ZM60 222H62V221H60ZM74 222H75V220H74ZM101 223H104V221L102 222V221H100ZM118 222H120V221H118ZM244 222H245V220L243 221V224H244ZM47 223V222H46ZM66 223V222H65ZM64 223V224H65ZM79 223V222H78ZM90 223V222H89ZM98 223V222H97ZM112 223V222H111ZM121 223H123V221L121 222ZM258 223H260V221L258 222ZM63 224V225H64ZM70 224H72V222L70 223ZM74 224V223H73ZM80 224H81V222H80ZM99 224V223H98ZM117 224V223H116ZM129 224H130V222H129ZM137 224V223H136ZM221 224V223H220ZM255 224V223H254ZM34 225V224H33ZM46 225V224H45ZM49 225V224H48ZM47 225V226H48ZM55 225H57V224H55ZM59 225V224H58ZM57 225V226H58ZM90 225H93V224H90ZM101 225V224H100ZM99 225V227L101 228V226ZM107 225V224H106ZM105 225V228L107 227ZM121 225H123V224H121ZM120 224H119V226H121ZM206 225V228L208 227V230H203ZM250 225H252V224H250ZM50 226H51V224H50ZM50 226H48V227H50ZM61 226H62V224H61ZM61 226H59L58 227V230L59 229H61L62 227ZM66 226V225H65ZM94 226V225H93ZM92 226V227H93ZM126 226H128V225H126ZM137 226H138V224H137ZM149 226H151V225H149ZM212 226V227H213ZM242 226V225H241ZM245 226V225H244ZM255 226H257V224L255 225ZM40 227V226H39ZM47 227V228H48ZM61 227V228H60ZM80 227H82V226H80ZM133 227V225L131 226V228ZM139 227V226H138ZM166 227V226H165ZM252 227H253V225H252ZM258 227V226H257ZM46 228V227H45ZM51 228V227H50ZM103 229H104V225H103V227H102ZM109 228V227H108ZM126 228V227H125ZM128 228V227H127ZM130 228V229H131ZM134 228H135V225H134ZM152 228V227H151ZM44 229V228H43ZM86 229V228H85ZM89 229V228H88ZM94 229V228H93ZM122 229H124L123 228V226H122ZM234 229H236V228H234ZM233 229V230H234ZM243 229V228H242ZM244 229H246L245 227H244ZM250 229H251V227H250ZM4 230V229H3ZM6 230V229H5ZM50 230V229H49ZM52 230V229H51ZM58 230H57V232H58ZM63 230V229H62ZM101 230V229H100ZM100 230H99V233H100ZM106 230V229H105ZM128 230H129V228H128ZM139 230V229H138ZM153 230V229H152ZM247 230V229H246ZM253 230H255V229H253ZM2 230H0V232H1ZM47 231V234H48V230H46ZM88 231H90V230H88ZM101 231H103V232H105L104 230H101ZM107 231V230H106ZM243 231H245V230H243ZM256 231V230H255ZM27 232V231H26ZM59 232H61V231H59ZM63 232V231H62ZM69 232H71V231H69ZM92 232V231H91ZM135 232L136 233H138L136 230H135ZM134 232V233H135ZM140 232V231H139ZM160 232V231H159ZM225 232V233H224ZM236 232H240V231H236ZM251 232V231H250ZM3 233V232H2ZM68 232H66L65 233V235L67 234ZM73 233V232H72ZM97 233V232H96ZM141 233V232H140ZM144 233V232H143ZM248 233H249V231H248ZM256 233V238L255 239H257V237H259L258 238V240L255 242V243H253V244H261V243H259L261 240L262 241H264V236H263V233H261V231H260V233L258 232V231H256L255 232ZM19 234V233H18ZM57 234V233H56ZM61 234H63V233H61ZM91 234V233H90ZM103 234V233H102ZM158 234V233H157ZM241 234H243V232L241 233ZM245 234H247V233H245ZM1 235V234H0ZM4 235V234H3ZM64 235V234H63ZM74 235V234H73ZM80 235V234H79ZM236 235H237V233H236ZM6 236V235H5ZM16 236V235H15ZM27 236V235H26ZM34 236V235H33ZM36 236H38V235H36ZM56 236H58V234L56 235ZM67 236V235H66ZM70 236V235H69ZM69 236H67V238H69ZM72 236V235H71ZM71 236H70V238H71ZM89 236V235H88ZM124 236V235H123ZM139 236H141V235H139ZM145 236V235H144ZM143 236V237H144ZM214 236V235H213ZM219 236V235H218ZM221 236V237H222ZM11 237H12V234H11ZM31 237V236H30ZM50 237H52V235L50 236ZM61 237V236H60ZM74 237V236H73ZM91 237V236H90ZM95 237V236H94ZM100 237V236H99ZM103 237V236H102ZM121 237V236H120ZM210 237V236H209ZM209 237H208V239H209ZM239 237V236H238ZM4 238V237H3ZM3 238L2 239H0V251H3V248H2V246H3V244H5L6 245V243H5V241L3 240ZM10 238V237H9ZM34 238H36V237H34ZM45 238V237H44ZM59 238V237H58ZM76 238L77 237H75V240H76ZM86 238V237H85ZM96 238V237H95ZM104 238H106V237H104ZM180 238H181V236H180ZM11 239V238H10ZM37 239V238H36ZM40 239V238H39ZM46 239V238H45ZM55 239V238H54ZM57 239V238H56ZM62 239V238H61ZM64 239V238H63ZM92 240H93V237L91 238ZM100 239V238H99ZM119 239V238H118ZM155 239V238H154ZM216 239V238H215ZM218 239V238H217ZM221 239H223V238H221ZM241 239V238H240ZM243 239H244V237H243ZM12 240V239H11ZM43 240V239H42ZM65 240V239H64ZM70 240V239H69ZM74 240V241H75ZM81 240H82V237H81ZM102 240V239H101ZM121 240H122V238H121ZM44 241V240H43ZM42 241V242H43ZM47 241V240H46ZM58 241V240H57ZM61 241V240H60ZM65 241H67V240H65ZM85 241H87V240H85ZM95 241V240H94ZM104 241V240H103ZM115 241V240H114ZM190 241V240H189ZM222 241V244H223V240H221ZM238 241V240H237ZM237 241H235V242H237ZM240 241V240H239ZM54 243V241H50L49 240V243ZM67 242H69V241H67ZM77 242V241H76ZM84 242V241H83ZM91 242V241H90ZM97 242H99V241H97ZM22 243V242H21ZM20 243V244H21ZM26 243V242H25ZM37 243V242H36ZM39 243V242H38ZM45 243H47V242H45ZM52 243H51V246H52ZM70 243V242H69ZM72 243H73V241H72ZM82 243V242H81ZM92 243H93V241H92ZM226 243V242H225ZM224 243V244H225ZM58 244V243H57ZM56 244V245H57ZM59 244H61V242L59 243ZM90 244V243H89ZM105 244V243H104ZM242 244V243H241ZM245 244V243H244ZM252 244V245H253ZM257 244V245H258ZM42 245V244H41ZM69 245V244H68ZM77 245V244H76ZM91 245V244H90ZM94 245H95V242H94ZM220 245V244H219ZM227 245V244H226ZM248 245V244H247ZM250 245V244H249ZM251 245V246H252ZM23 246H25V245H23ZM58 246V245H57ZM89 246V245H88ZM92 246V245H91ZM91 246H89V247H91ZM192 246H194V245H192ZM197 246V245H196ZM228 246V245H227ZM244 246V245H243ZM6 247V246H5ZM17 247V246H16ZM21 247V245L18 247V250H19V248ZM28 247V246H27ZM80 247V246H79ZM82 247H84V243L82 244ZM94 247H96V246H94ZM108 247V246H107ZM188 247V246H187ZM245 248V250L247 251V249H246V244H245V246H244ZM248 247V246H247ZM256 247V246H255ZM15 248V247H14ZM68 248V247H67ZM81 248V247H80ZM114 248V247H113ZM229 248V247H228ZM231 248V247H230ZM258 248V247H257ZM21 249H22V247H21ZM23 249H25V248H23ZM34 249H36V248H34ZM77 249V248H76ZM82 249V248H81ZM108 249V248H107ZM236 249H237V247H236ZM241 249V248H240ZM252 249V248H251ZM68 250V249H67ZM69 250H70V248H69ZM82 250H84V248L82 249ZM82 250H79V253H80V251H82ZM88 250H90V249H88ZM92 250V249H91ZM90 250V251H91ZM111 250V249H110ZM147 250V249H146ZM151 250V249H150ZM192 250V249H191ZM235 250V249H234ZM244 250V251H245ZM26 251V250H25ZM31 251V250H30ZM72 251V250H71ZM74 251V250H73ZM89 251V252H90ZM95 251V250H94ZM93 251V252H94ZM114 251V250H113ZM243 251V250H242ZM256 251V250H255ZM258 251V250H257ZM12 252V251H11ZM15 252V251H14ZM19 252V251H18ZM88 251H87V253H81V254H78L77 253V255L75 256V257H70L71 258V260H70V264H127V262H129V264H131V261H132V259H133V256H132V254L130 255V256H125V257H119L118 255H113V256H111L110 254L109 255H107V254H99V256L97 257V256H95V255H93V254H90ZM101 251H99V252H97V253H100ZM115 252V251H114ZM236 252L237 251H235L234 253L236 254ZM248 252V254H249V251H247ZM246 252V253H247ZM17 253V252H16ZM21 253V252H20ZM25 253V252H24ZM33 253V252H32ZM31 253V254H32ZM73 253V252H72ZM253 253V252H252ZM262 253V252H261ZM23 254V253H22ZM27 254V253H26ZM26 254H23V255H26ZM29 254V253H28ZM35 254V253H34ZM118 254V253H117ZM234 254V255H235ZM242 254V253H241ZM8 255V254H7ZM17 255H18V253H17ZM21 255V254H20ZM72 255V254H71ZM75 255V254H74ZM221 255V254H220ZM224 255V254H223ZM239 255V254H238ZM251 255H253V254H251ZM250 255V256H251ZM264 255V254H263ZM27 256V255H26ZM25 256V258H27ZM222 256V255H221ZM220 256V257H221ZM225 256V255H224ZM255 256H256V254H255ZM21 257H22V255H21ZM29 257H30V255H29ZM35 257V256H34ZM41 257H43V256H41ZM106 257H109V259L107 260V261H104L105 259L104 258H106ZM232 257V256H231ZM234 257V256H233ZM14 258H16V257H14ZM30 258H32V256L30 257ZM45 258V257H44ZM69 258V257H68ZM235 258H236V256H235ZM6 259H8V258H6ZM36 258H34V260H35ZM17 260H18V258H17ZM21 260V259H20ZM25 260H27V259H25ZM32 260V259H31ZM33 260V261H34ZM141 260V259H140ZM152 260V259H151ZM150 260V261H151ZM226 260V259H225ZM249 260V259H248ZM8 261V260H7ZM24 261V260H23ZM28 262H30L29 261V259L27 260ZM38 261V260H37ZM44 261V260H43ZM46 261V260H45ZM147 261H148V259H147ZM247 261V260H246ZM40 262H41V260H40ZM21 263V262H20ZM47 263V262H46ZM45 263V264H46ZM18 264V263H17ZM32 264V263H31ZM135 264V263H134ZM153 264V263H152ZM227 264V263H226ZM230 264H232V263H230ZM249 264V263H248ZM251 264V263H250Z\"/></svg>",
  "mask_w": 264,
  "mask_h": 264
}]
</instances>
